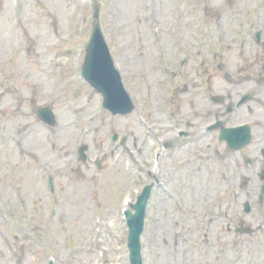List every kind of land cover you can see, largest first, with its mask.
<instances>
[{
  "label": "rangeland",
  "instance_id": "rangeland-1",
  "mask_svg": "<svg viewBox=\"0 0 264 264\" xmlns=\"http://www.w3.org/2000/svg\"><path fill=\"white\" fill-rule=\"evenodd\" d=\"M97 9L135 105L126 116L103 110L79 75ZM256 31L264 39V0H0V264H129L121 211L146 183L145 170L159 173L162 185L148 202L144 264H264V206L245 167L248 149L230 152L216 133H203L198 146L189 137L176 148L171 167L160 148L174 89V107L203 128L216 112L226 125L247 120L245 107L232 114L225 107L234 108L248 86L243 76H255L264 60ZM214 64L240 77L227 79ZM244 65L246 73H236ZM227 92L222 104L211 101ZM46 105L54 127L35 117ZM241 219L254 234L227 230Z\"/></svg>",
  "mask_w": 264,
  "mask_h": 264
},
{
  "label": "water",
  "instance_id": "water-1",
  "mask_svg": "<svg viewBox=\"0 0 264 264\" xmlns=\"http://www.w3.org/2000/svg\"><path fill=\"white\" fill-rule=\"evenodd\" d=\"M81 75L96 91L101 93L103 107L111 111L113 115L131 112V102L120 83L118 73L113 68L97 22L87 47ZM36 115L45 123L54 124L53 115L49 108L39 109ZM245 132V128L223 130L220 139L224 138L229 146L237 149L247 141ZM148 194L149 187L142 192L137 203L132 206L135 214L126 213L130 227L128 247L132 264H140L139 234L142 229L143 209Z\"/></svg>",
  "mask_w": 264,
  "mask_h": 264
},
{
  "label": "flooded vegetation",
  "instance_id": "flooded-vegetation-1",
  "mask_svg": "<svg viewBox=\"0 0 264 264\" xmlns=\"http://www.w3.org/2000/svg\"><path fill=\"white\" fill-rule=\"evenodd\" d=\"M246 81L249 86L248 92L246 91L249 94V100L245 105L246 122L251 125L253 136L258 137L260 149H264V72L259 77L249 74L246 76ZM254 145L251 144L250 146L253 147ZM262 170H264V166Z\"/></svg>",
  "mask_w": 264,
  "mask_h": 264
}]
</instances>
